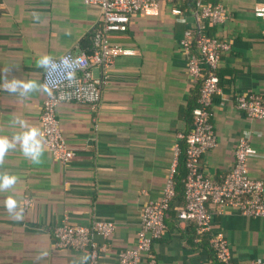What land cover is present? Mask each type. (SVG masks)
<instances>
[{"label": "crops", "instance_id": "0c3cea01", "mask_svg": "<svg viewBox=\"0 0 264 264\" xmlns=\"http://www.w3.org/2000/svg\"><path fill=\"white\" fill-rule=\"evenodd\" d=\"M216 2L224 6L228 20L211 29L231 49L221 57V91L212 108L217 146L203 155L202 168L221 181L245 136L255 151L248 160L250 177L264 181V120L250 119L236 107L241 95H264V19L255 15L258 0ZM1 4L0 76L38 84H43L45 69L36 67L37 58L90 53L92 33L103 19L98 5L83 0ZM177 4L183 16L172 14L173 5L163 2L158 16L137 14L126 32L112 34L114 45L133 54L117 58L96 110L75 103L58 106L63 136L75 154L67 165L55 160L44 144L39 164L26 158L19 145L0 160V173L18 178L11 189L0 192V264H86V252L55 245V228L64 219L82 226L94 219L115 222L100 264H119V254L136 246L144 207L162 196L175 146L181 143L178 135L192 129L191 109L200 90L188 74L180 46L185 31L195 27L194 19L188 3ZM94 75L101 76L98 68ZM47 95L39 90L21 96L0 87V135L11 138L21 131L13 123L16 117L42 132ZM9 195L23 207L22 220L13 219L4 208ZM183 203L178 199L171 208L167 229L153 246L157 264H219L209 245L218 231L227 239L232 264L264 261V217H248L232 208L220 214L212 207V230L197 241L195 225L177 216ZM96 240L104 242L99 235Z\"/></svg>", "mask_w": 264, "mask_h": 264}, {"label": "built area", "instance_id": "2783aa9c", "mask_svg": "<svg viewBox=\"0 0 264 264\" xmlns=\"http://www.w3.org/2000/svg\"><path fill=\"white\" fill-rule=\"evenodd\" d=\"M83 1L86 5H98L103 15L102 23L93 31L91 52H68L64 55L81 60L75 79L59 80L51 87V94L48 93L42 104L43 144L53 158L64 165L75 154L63 136L57 117L58 106L62 103H75L96 110L102 102L109 72L117 58L133 54L130 49L114 45L111 42L112 34L126 32L131 18L137 14L158 16L163 2L173 5L172 14L184 15L177 0ZM191 13L195 27L185 31L180 46L187 58L188 74L200 83L198 105L193 109L192 129L188 133H179L181 143L175 146L174 159L162 196L145 205L136 246L119 254V264H157L153 246L162 239L167 229L166 217L177 196V176L182 155L185 156L188 175L185 181V204L178 208V218L195 225L197 241L212 230V207H217L220 214L232 208L248 217H264V181L250 177L248 160L255 151L248 137L240 138L234 165L221 181L210 178L203 171V155L217 146L212 108L215 96L221 91V57L230 51L231 45L227 40L207 32V28L220 27L227 22L228 14L222 4L216 0H196ZM255 15L264 19V0H258ZM55 60L58 62L60 58ZM95 68L100 70V77H95ZM49 79L52 77L45 70L43 84ZM236 107L250 119L264 120V95H241L237 98ZM115 231L116 224L113 221L94 219L89 225L82 226L72 225L64 219L55 228V245L60 249L86 252V264H100L101 257L108 250L107 240ZM98 235L104 240L102 244L96 240ZM209 243L219 264H232V253L222 231L212 234ZM240 264H264V261Z\"/></svg>", "mask_w": 264, "mask_h": 264}, {"label": "clouds", "instance_id": "9594fccd", "mask_svg": "<svg viewBox=\"0 0 264 264\" xmlns=\"http://www.w3.org/2000/svg\"><path fill=\"white\" fill-rule=\"evenodd\" d=\"M35 18H39L38 14L33 13ZM81 60L72 56H64L57 62L50 55H42L36 60V67L45 69L49 77L52 79L46 80L44 84H38L33 80H23L7 76H0L4 81L0 87L10 93H19L21 96H26L31 92L42 90L51 94V87L59 80L67 79L72 81L75 79L76 69L80 66ZM2 71V70H0ZM3 72V71H2ZM14 124H18L21 131L14 134L11 138L5 135H0V160L5 154L17 145L20 146L22 154L32 163L39 164L44 153L43 133L41 130L29 124L19 117L14 118ZM17 177L8 173H0V192H5L11 189L17 183ZM3 206L9 215L15 220L24 218V209L19 201L12 195L5 198Z\"/></svg>", "mask_w": 264, "mask_h": 264}, {"label": "trees", "instance_id": "16d2710c", "mask_svg": "<svg viewBox=\"0 0 264 264\" xmlns=\"http://www.w3.org/2000/svg\"><path fill=\"white\" fill-rule=\"evenodd\" d=\"M195 1L196 0H183L184 3H188V8L190 11L193 10L194 6H195ZM178 3V0L176 1ZM183 9V8H182ZM207 32L209 34H213L212 32V29L211 28H207ZM92 36H93V33H92ZM200 85V83H199ZM200 92V90H199ZM198 98H199V95H198ZM198 98H197V102L195 104V106L191 109V114H192V124H193V109L198 105ZM191 124V125H192ZM190 132V131H189ZM184 158V162H183V165H184V168L182 169L181 171V174H180V170H179V173H178V176H177V196L176 198L173 200L172 204H171V208H173V206L175 205V203L177 202V200L179 199V201H181V203L183 202L184 200V203L183 205L185 204V181H186V178H187V175H188V170H187V167H186V161H185V156L183 155L182 156ZM180 167H181V162H180ZM179 185V187H178ZM179 194V195H178ZM182 205V206H183ZM170 208V210H171ZM170 210L168 211L167 213V217H166V221L168 220V218L170 217L169 216V212ZM178 216V215H177ZM195 233H196V230H195ZM210 245V243H209ZM210 249H211V246H210ZM212 250V249H211ZM213 252V250H212ZM214 254V252H213ZM214 257H215V254H214Z\"/></svg>", "mask_w": 264, "mask_h": 264}]
</instances>
